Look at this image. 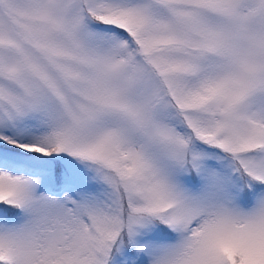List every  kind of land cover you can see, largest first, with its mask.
<instances>
[{
  "label": "snow or ice",
  "instance_id": "1",
  "mask_svg": "<svg viewBox=\"0 0 264 264\" xmlns=\"http://www.w3.org/2000/svg\"><path fill=\"white\" fill-rule=\"evenodd\" d=\"M0 264H264V0H0Z\"/></svg>",
  "mask_w": 264,
  "mask_h": 264
}]
</instances>
